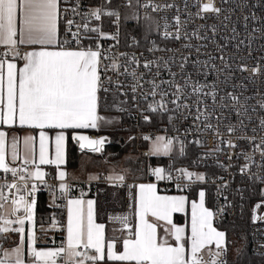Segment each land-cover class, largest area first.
<instances>
[{
    "label": "built area",
    "instance_id": "built-area-1",
    "mask_svg": "<svg viewBox=\"0 0 264 264\" xmlns=\"http://www.w3.org/2000/svg\"><path fill=\"white\" fill-rule=\"evenodd\" d=\"M76 2L60 0L63 36L59 46L96 50L99 45L102 53L99 100L116 106V111L111 113L118 116L120 128L141 158L151 156L147 149L149 142L163 137L165 143L172 141L171 148L176 147L181 156L187 155V161L169 168L149 163L141 179L110 178L107 172L92 180L58 181L47 175L41 182L29 177L28 185H36L30 198L35 199L36 206L39 197L46 196L59 227V243L63 241V208L74 197L92 198L97 221L117 228L122 241L131 238L135 230L136 186L152 182L165 193L190 194L198 188L207 189L212 200L213 226L242 213L247 200L253 198L246 242L253 255L264 257V124H261L264 120V0H214L221 9L218 14L201 11L208 0H78L81 14L94 8L119 14L118 17L104 14L100 20L88 18L90 28L99 27L106 35L87 31L79 45L66 25L67 19L83 23L81 15L74 16L70 10ZM132 5V13L150 17L154 22L155 35L143 47L137 46L135 36L124 34L123 14ZM156 5L172 7L154 8ZM66 39L70 44H63ZM18 50L21 55L15 58L22 60L25 50ZM6 53L1 52L0 58H7ZM113 62L117 67H112ZM145 64L149 66L146 68ZM242 65L247 70L242 71ZM254 68L259 71L253 72ZM178 85L182 89L179 93ZM196 88L199 91H194ZM233 96L237 99L233 100ZM230 127L235 130L229 132ZM92 135L96 139L104 137V145L110 141L109 134ZM228 141L235 146H229ZM140 143L146 146L140 147ZM158 166L172 179L158 180L153 172ZM24 168L30 170V165H17L16 176L11 171L0 170V185H5L3 192L8 196L5 205L22 194L6 185L21 184L19 175H26ZM181 169L203 174L204 179L196 180L193 176L189 180ZM62 183L65 189L60 188ZM124 217L127 219L122 222L120 218ZM2 237L0 233V248L4 246ZM79 251L90 253L83 247ZM217 251H220L218 258L214 256ZM199 256L202 264H211L213 259L234 264L228 261L225 244L223 251L213 244ZM60 261L66 264L65 259Z\"/></svg>",
    "mask_w": 264,
    "mask_h": 264
},
{
    "label": "snow or ice",
    "instance_id": "snow-or-ice-1",
    "mask_svg": "<svg viewBox=\"0 0 264 264\" xmlns=\"http://www.w3.org/2000/svg\"><path fill=\"white\" fill-rule=\"evenodd\" d=\"M147 6V5H146ZM172 7V5H156L154 8ZM79 2L71 7L73 15H81L83 23L77 24L74 19H67V31L79 45L82 36L87 31L98 32L101 36L106 35L100 31L99 27L90 28L88 18L95 17L100 20L101 16H117L118 13L104 12L102 8L91 9L88 13L81 14L78 11ZM69 9H64L68 11ZM202 12L220 13L221 9L216 7L214 0H208L202 5ZM60 0H0V45L8 46L10 52L15 56L21 53L17 48L18 44L40 45L39 50L28 51L23 55L25 61L22 68H19V80L17 87V65L11 60L0 59V105L4 102V68L7 66V102L6 111L0 109V122L15 123L18 119L21 126L28 125L34 128H97L98 122L103 117L98 115V91L102 87L100 77V63L102 53L97 45L93 48L59 47V49L49 46L58 45V21L60 19ZM198 15L200 13H197ZM19 19V29H18ZM177 21L179 17L176 18ZM75 28V31H73ZM215 31V29H213ZM19 33V38L17 39ZM177 39L179 36L177 35ZM64 45L70 44L66 39ZM7 54V53H6ZM146 68L148 64L144 65ZM113 68L117 67L115 62ZM241 70H247L242 65ZM259 71L254 68L253 72ZM135 77V73H133ZM178 93L182 90L177 86ZM133 86V91H135ZM199 91V88L194 89ZM155 95V92H153ZM231 95V94H229ZM179 95L177 99H179ZM213 98L214 94H213ZM236 100V97H232ZM187 107V105H185ZM148 117H145L147 120ZM264 124V120H261ZM211 127V125H209ZM234 128H229L233 132ZM5 133L0 131V169L11 171L16 176L17 169H9L5 163L4 155ZM47 136L41 131L39 142V163L33 171L24 168L26 175H19L21 184L16 182L6 185L10 189H15L17 193H22L13 197L10 205L6 207L4 201L8 196L4 195L0 185V233L15 232L23 234L25 232V221L33 222L35 199L30 198L36 190V185H28V178H34L44 182L45 173L39 165L64 163V141L63 132L57 133L55 137V157L49 158ZM74 139L80 142L81 149L91 148L93 151H100L104 143V137L92 139L86 135H79ZM148 139V137H146ZM254 139V137H253ZM33 137L24 138L25 159L24 164L35 163L31 159V144ZM163 137H157L153 142V152L159 153L161 149L168 152L171 149L172 141L166 143ZM229 146H235L228 141ZM259 147V146H257ZM13 159H16V144L13 143ZM163 168L153 170L158 180L172 179L169 174L164 175ZM181 173L191 180L195 176L196 180H203V174H197L181 169ZM61 179L65 173H59ZM111 178V177H110ZM123 180V176L115 177ZM61 189H65V184H60ZM139 224L137 225L131 238L123 240V251H114L115 242L107 243L105 251L104 225L97 224L93 216V201H87L85 212L84 202L81 200H68L67 236L66 245L52 249L36 248V237L34 232H29L27 238L28 254L32 257L28 264H57V259H65L66 264H86L91 261L93 264L107 260L135 262V264H189L185 258V245L190 242L192 259L191 264H202V257L199 253L208 246L215 245L216 249L223 251L225 233L217 230L213 226L214 213L205 207L204 191L199 193V202H191L190 236L185 239V226L173 222V214L185 211L187 198L185 196L160 195L155 184L139 185ZM154 217L155 221H163L168 226L165 229L175 238V244H169L167 240L158 239V223L152 222L148 217ZM11 217V218H9ZM122 222L126 217L120 218ZM18 227H10L11 225ZM25 237L21 235L20 243L10 249L0 248L3 253L0 256V264H26L25 261ZM94 250L88 255L79 249ZM215 257L220 256V251L214 253ZM211 264H223L218 259H213Z\"/></svg>",
    "mask_w": 264,
    "mask_h": 264
},
{
    "label": "crops",
    "instance_id": "crops-1",
    "mask_svg": "<svg viewBox=\"0 0 264 264\" xmlns=\"http://www.w3.org/2000/svg\"><path fill=\"white\" fill-rule=\"evenodd\" d=\"M60 26L61 22L60 19L58 21V41H61V36L63 35V31L60 32ZM18 29H19V19H18ZM63 30V28H61ZM62 33V35H61ZM19 38V33L17 36V39ZM60 44V43H59ZM59 44L55 46H49L50 48L54 49H59ZM17 48H24L26 54L28 51L32 50H39L41 48L40 45H24V44H18ZM6 51L8 54V57L5 58V61L11 60L17 65V87H18V80H19V68H22L25 61L24 59L22 60H17L15 58V55L9 51L8 46L6 45H0V54L1 52ZM2 59V58H0ZM4 104L0 105V109H3L6 111V102H7V66L5 64L4 68ZM97 112L98 115L101 116V111H100V100L98 97V107H97ZM102 117V116H101ZM105 117V114H104ZM103 123V119L98 122V126ZM97 126V127H98ZM96 128H86V129H78V128H66V129H59V128H49L45 127L44 129H39V128H34L28 125L21 126L19 124L18 119L16 120L15 123H2L0 122V131L5 133V138H4V155H5V163L8 165L9 168H15L17 165L24 163L25 159V145H24V138L27 136L33 137L32 144H31V159L35 161V163H29L30 165V170L33 171L36 167V165L39 163V142H40V132L43 131L46 136H47V145L49 149V158L54 159L55 157V137L57 133L63 132L65 136V141H64V163L60 164L59 166L56 164H44V165H39L42 171L45 173V177L47 175H51L58 179V181H62L64 178H81V179H96L99 174L103 171L102 169L96 170L95 167L92 165H88L85 167V171L79 172V168L81 165V162L84 161V158L87 157L91 163H95L94 161V154L97 153L96 151L88 152V151H80L78 148V151L80 152V157H79V164L76 167H67L66 162H67V148L69 144V138H71V133L74 130H83L87 131L90 134H97V133H91V130H94ZM72 139V138H71ZM15 142L16 144V153L17 157L16 159H13V143ZM90 163V162H89ZM3 170V169H0ZM63 171L65 173V176L63 179L60 178L59 173ZM108 173V172H107ZM109 175V174H108ZM44 177V178H45ZM115 178V177H111ZM117 179V178H116ZM154 184L152 182H141L136 186L135 189V206H136V213H135V229L137 225L139 224V216H138V210H139V185L140 184ZM156 190L158 194L160 195H167V196H185L187 198V203L185 206V211L181 213H174L173 214V222L179 225L185 226V239L190 236V219H191V202L196 201L197 203L199 202V193L200 191H204L205 197H204V204L205 207L211 209L212 208V200L211 197H209V193L207 189H202L198 188L191 192L190 194H185V193H165L160 191V189L156 185ZM192 196V197H191ZM209 198V199H208ZM70 200V199H69ZM71 200H81L84 202V209L85 212L87 210V201H93V216L94 220L97 224H102L97 221L96 219V203L95 201L90 198V197H74L71 198ZM64 231H63V241L62 243H59V227L57 225V222L53 221L49 224H44V225H52L54 228H49L47 229L46 232H43L40 230L39 226H43L42 224H36L34 220V226L36 228V231L38 233L36 241H35V247L38 249H52V248H59L61 246L66 245V236H67V217H68V200L66 201L64 208ZM11 218V217H10ZM148 219L152 222H157L155 221L154 217L149 216ZM27 221H25L24 228L25 232L23 234L20 233H15V232H9V233H3V240H4V246L3 249H10L12 247L11 244L18 243L20 242V237L21 235H24L25 240V261L26 264H28V261L32 259V257L28 254L29 249L28 245L30 244L26 239V234H27ZM158 223V239L163 241L167 240L169 244H175V238L172 236L169 232H166L165 229L170 227L168 226L165 222L159 221ZM104 227V235H105V251L107 250V243L109 241H114L115 242V247L114 251H123V241L121 240V232L111 226L110 224H103ZM12 227H17L15 224H13ZM217 228V230L224 232L223 230L219 229L218 226H214ZM135 231V230H134ZM12 236V239H11ZM58 237V238H57ZM62 237V235H61ZM224 244L226 246V241L224 238ZM14 245V244H13ZM227 248V246H226ZM94 250H90L89 255L93 254ZM3 253L1 252V256ZM185 258L189 261V264H191V259H192V253H191V246L190 242L186 243L185 245ZM57 264H62L60 259H57ZM86 264H93L91 261H86ZM99 264H135V262H126V261H112V260H107V258L104 261L99 262Z\"/></svg>",
    "mask_w": 264,
    "mask_h": 264
},
{
    "label": "trees",
    "instance_id": "trees-1",
    "mask_svg": "<svg viewBox=\"0 0 264 264\" xmlns=\"http://www.w3.org/2000/svg\"><path fill=\"white\" fill-rule=\"evenodd\" d=\"M134 5L127 8L123 14V27L125 35L135 36L138 40V47H143L149 41L148 39L155 35V27L153 19L150 17H140L135 13H132ZM60 26V32L62 31ZM62 35V33H61ZM63 36V35H62ZM61 36V37H62ZM101 112H113L116 111L115 105H109L106 102L100 101ZM122 121H125V115L122 116ZM154 124H157L154 121ZM113 128V127H112ZM91 133L107 132L110 133V142L105 145L103 154L109 152L112 157H118L126 154L130 150V155L126 156L123 161V166L128 171L130 178L141 179L146 175L147 165L149 163H156L162 165L164 168L177 167L186 163L187 155L181 156L176 147L171 148V152L166 156H150L149 158H141L138 152L135 150V145L126 144V135L121 128H113L111 126L102 123L96 129L91 130ZM140 147L146 146V143H140ZM134 155L135 158H133ZM80 152L77 149L75 142L69 138V144L67 148V167H76L79 164ZM210 197V194L208 195ZM192 197V196H191ZM209 199V198H208ZM253 198L247 200V204L243 208L242 213L234 218H228L218 225V228L225 233V241L228 252V261L234 264H264V257L253 255L247 246L246 242V228L248 224V218L250 213V202ZM34 220L38 224H49L53 221L56 222L52 214L51 207L47 204L46 196L41 195L38 199L36 206L34 207ZM58 238V237H57ZM243 239V243L240 245L234 255L231 250ZM3 240V237H2ZM4 245V240H3Z\"/></svg>",
    "mask_w": 264,
    "mask_h": 264
},
{
    "label": "rangeland",
    "instance_id": "rangeland-1",
    "mask_svg": "<svg viewBox=\"0 0 264 264\" xmlns=\"http://www.w3.org/2000/svg\"><path fill=\"white\" fill-rule=\"evenodd\" d=\"M104 114H105V117H104ZM101 116L103 117V123L105 124H108L109 126H111V131L113 128L117 127V128H120L119 126V119H118V116H116L115 114L111 113V112H101ZM113 127V128H112ZM100 133H104V134H110V133H107V132H100ZM126 135V134H125ZM156 141V139L154 140ZM154 141H151L147 144V149L149 151V153L151 154V156H166L168 155L170 152H171V149L168 151V152H164L163 149H161V151L159 153H154L153 152V142ZM110 142V141H109ZM125 143L126 144H132V142L129 140L128 136L126 135V139H125ZM161 143H165V141H162ZM103 154V151L100 150V152H97L94 154V158L96 161H94L95 163L93 164V162L91 163V161H89L87 159V157L84 158V161L81 162V165H80V170L79 172H83L85 171V167H87L88 165H92L93 167L96 168V170H100L102 169L103 171L102 172H108L109 176L110 177H117V176H123L124 178H130L128 176V171L127 169L123 166V161L125 159L126 156H129L130 155V150L127 151L126 154H123L121 156H118V157H112L111 154L109 152L105 153L104 155ZM134 157V155H131ZM90 162V163H89ZM158 168H160V166H158ZM8 205H6L7 207ZM10 218V217H9ZM28 222V221H27ZM13 225H11L10 227H12ZM18 227V225H15ZM40 230H42L43 232H46L47 229L49 228H54V226L52 225H43V226H39ZM34 232L35 234V237L37 238V231H36V228L34 226V219H33V222H28L27 223V234L29 232ZM27 234H26V238H27ZM11 239H12V236H11ZM29 243L30 241L28 240V238L26 239ZM20 242L18 243H13L11 244L12 247H15L17 246V244H19ZM243 243V239L242 241L240 242V244H237L232 250V255L235 254L236 250L238 248H240V245Z\"/></svg>",
    "mask_w": 264,
    "mask_h": 264
},
{
    "label": "water",
    "instance_id": "water-1",
    "mask_svg": "<svg viewBox=\"0 0 264 264\" xmlns=\"http://www.w3.org/2000/svg\"><path fill=\"white\" fill-rule=\"evenodd\" d=\"M79 135H86L92 139H96L92 134H90L89 132L87 131H83V130H74L72 133H71V138L72 140L75 142V144L77 143V148L80 150V151H88V152H92L93 150L91 148H84V149H81L80 147V142L76 139H74V137L76 136H79ZM105 148V145L103 144L102 147H101V150L103 151Z\"/></svg>",
    "mask_w": 264,
    "mask_h": 264
}]
</instances>
